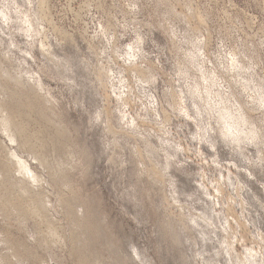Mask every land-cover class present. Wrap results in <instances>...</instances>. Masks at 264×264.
<instances>
[{
    "label": "rangeland",
    "instance_id": "374dc122",
    "mask_svg": "<svg viewBox=\"0 0 264 264\" xmlns=\"http://www.w3.org/2000/svg\"><path fill=\"white\" fill-rule=\"evenodd\" d=\"M35 1L0 0L1 75L53 90L50 191L70 204L80 179L95 208L55 204L50 242L12 228L16 264H264V0H49L43 21Z\"/></svg>",
    "mask_w": 264,
    "mask_h": 264
},
{
    "label": "bare ground",
    "instance_id": "6f19581e",
    "mask_svg": "<svg viewBox=\"0 0 264 264\" xmlns=\"http://www.w3.org/2000/svg\"><path fill=\"white\" fill-rule=\"evenodd\" d=\"M35 2H37L36 5L38 7L36 13L40 12V19L45 15L47 17L48 14H50L49 0H36ZM32 6L34 7V5ZM37 10H39V12H37ZM196 14L201 22L206 23L198 10H196ZM31 15H33V13ZM1 17L5 20L8 18L5 13H1ZM32 19L34 20V18ZM41 21H43V19H41ZM33 27H35L34 24ZM32 28L31 26H29V28L27 27V31L32 32ZM44 36L45 35H43V40H39L41 41L40 49L45 54H52V52L49 51V47H47L48 45L45 43L46 39H44ZM47 36L48 35H46V37ZM49 56L51 57L52 55ZM69 63L70 62L63 61L60 66L66 69V64L69 65ZM14 82H18L20 86L15 87ZM52 91L49 87L44 85L40 79L32 81V83L29 81L24 83L19 80L17 81L16 78L15 81L10 83L6 77L1 75L0 70V161L1 165L5 167V170L0 169V219L5 224L3 228L0 227V244L7 246L9 251H11V255L14 256V259L16 258L12 261L9 259V255L0 254V263L8 261L9 263L6 262L7 264H16L18 259L22 256L18 251V247L27 246L25 242H22L21 238L15 239L16 236L14 237L11 232L12 228L15 227L26 233L30 231V237L33 235V241L38 242L41 240V237L36 238L35 233L26 225L28 220H31L34 224L33 229L44 234V240L50 242L64 229L61 221L54 216L53 212H56V208L60 209L65 215V218L68 219L75 216L79 217L73 209L70 214V207L75 206L76 203L82 207L83 212L91 215L95 208L91 199L87 197L88 195H83V192H81L80 179L74 182V189H71L75 191V195L78 197L77 201L75 196L74 201L70 204L67 195H63V193L54 189L57 191L58 195L55 200L50 191L49 178L53 180L54 185L57 183V185H59L60 181L66 177V172L63 168H59V164L55 166V162L57 163L58 160H50L57 146L52 140L45 138L44 128L47 130L53 128L55 132H63L66 128L69 129V121L65 118L64 110H61V107H59V100L53 96L54 94ZM192 102L193 104L196 103L193 100ZM221 119V122L224 123L223 126H225L224 131H221L223 136H229L237 140L239 136L238 132H243V130H240L241 127L239 128V124L232 121L229 122L225 115H221ZM241 120L244 119L241 118ZM34 124L37 126L39 125V129H35L36 132H30V126ZM111 125L109 124V126H107L109 130H111ZM234 125L235 127H233ZM249 133L250 131L248 134ZM64 139H61L60 142L62 143ZM74 142L75 145H77L76 141ZM12 144L15 145L12 146ZM81 154V157H84L82 151ZM30 159L34 160H31V162L34 163L36 161L37 164L40 165L38 166L41 168V170L38 168L40 171L32 165ZM82 181L83 180H81V182ZM31 243L32 242H30V244Z\"/></svg>",
    "mask_w": 264,
    "mask_h": 264
}]
</instances>
